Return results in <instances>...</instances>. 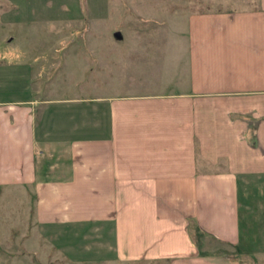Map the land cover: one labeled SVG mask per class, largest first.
<instances>
[{"label":"crops","instance_id":"1","mask_svg":"<svg viewBox=\"0 0 264 264\" xmlns=\"http://www.w3.org/2000/svg\"><path fill=\"white\" fill-rule=\"evenodd\" d=\"M196 2L165 87L70 95L66 30L35 25L70 4L0 0V198L32 197L54 245L183 264L193 219L205 258L264 252V0Z\"/></svg>","mask_w":264,"mask_h":264},{"label":"rangeland","instance_id":"2","mask_svg":"<svg viewBox=\"0 0 264 264\" xmlns=\"http://www.w3.org/2000/svg\"><path fill=\"white\" fill-rule=\"evenodd\" d=\"M32 1V6L41 7L40 3L44 0ZM65 1L70 4L65 8L68 11L65 20H50L44 26L36 21L35 25L36 30L40 28L41 34H47L50 28L66 30V46L61 47L60 52L55 51V54L60 55L58 61L65 69H54L49 77L55 76L53 78L57 85H53L56 88H62L65 82L66 93L70 95L80 92L82 88L83 94H88L165 87L162 84L170 75L171 67L177 65L176 56L181 54L180 49L172 47L184 46L185 17L189 10L203 5L196 0H107V3L106 0ZM170 40L177 42L171 46ZM141 45L145 48L138 51ZM96 67L99 68V79L93 74ZM58 72L59 75H56ZM59 77L64 79L60 81ZM92 79L98 80V91L95 84L91 83ZM132 80L139 85L130 83ZM67 85H71V89ZM34 202L30 196L13 197L9 193L0 198V264L174 263L173 256L166 255L133 260L116 258L112 254H104L100 247L98 249L97 245L87 240L78 245H54L59 239L35 220L37 214H34ZM207 240L205 246L215 252L205 258L197 252L201 245L194 244L192 254L186 257L183 264H206V261H198V257L209 259V264H221L220 261H226V264H264V252L250 256L239 254L237 258L221 256L220 259L219 249L231 253L234 251L216 240ZM210 240L213 241L211 245Z\"/></svg>","mask_w":264,"mask_h":264},{"label":"trees","instance_id":"3","mask_svg":"<svg viewBox=\"0 0 264 264\" xmlns=\"http://www.w3.org/2000/svg\"><path fill=\"white\" fill-rule=\"evenodd\" d=\"M188 230L191 233L192 239L194 240L195 244L201 245L202 240L199 238L200 234L197 231V227L195 226V223L193 219H189Z\"/></svg>","mask_w":264,"mask_h":264}]
</instances>
